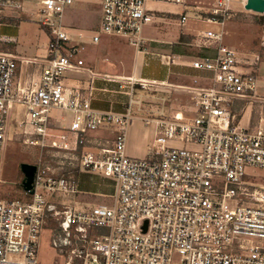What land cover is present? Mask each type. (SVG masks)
<instances>
[{
    "label": "built area",
    "instance_id": "2783aa9c",
    "mask_svg": "<svg viewBox=\"0 0 264 264\" xmlns=\"http://www.w3.org/2000/svg\"><path fill=\"white\" fill-rule=\"evenodd\" d=\"M102 1L101 32L130 37L138 47L145 42L144 25L159 21L148 11L150 0ZM73 2L42 0L34 10L49 34V44L45 57L28 60L42 65L38 79L30 72L26 86L16 93L18 58L0 49V184L5 181V117L13 102L19 101L27 105L32 125L26 133L36 134L29 143L55 146L64 165L77 161L79 171L113 179V203L69 202L67 196L79 191L77 175L55 173L38 164L32 199L0 196V264H39V234L53 216L61 218L53 244L65 252L74 243L77 246L70 249L66 264H172L175 252L181 255V264H264V184L253 182L246 173L248 166L264 167V117L244 125L232 111L236 99L264 103V95L256 93L264 86L260 68L264 53L239 57L222 42L223 31L203 32L216 42V52L194 59L193 66L210 72L212 85L190 88L195 92L193 105L157 119L150 154L131 156L127 152L130 108L100 110L80 87H65V71L84 64L75 58L78 48L70 44L62 20ZM246 2L215 0L208 18L223 24L233 11L231 4L245 6ZM4 6L22 4L0 0V10ZM187 19L183 14L181 21ZM16 39L0 32V43ZM260 45L264 51V35ZM129 81L131 92L136 82L143 88L148 84ZM55 108L73 115L70 127L62 133L52 130ZM101 126L115 131L111 144L88 146L89 131ZM97 226L107 227L108 233L94 237ZM71 227L78 233L76 242L70 237ZM17 253L23 259L10 257Z\"/></svg>",
    "mask_w": 264,
    "mask_h": 264
},
{
    "label": "crops",
    "instance_id": "0c3cea01",
    "mask_svg": "<svg viewBox=\"0 0 264 264\" xmlns=\"http://www.w3.org/2000/svg\"><path fill=\"white\" fill-rule=\"evenodd\" d=\"M41 1L35 2L41 4ZM214 4L215 0H185L184 3L168 0L148 1V11L159 20L153 21V23L160 25V27L153 28L152 31L145 29L143 31L145 42L138 47L133 43L131 45L125 40L115 37L118 34L101 32V9H95L94 4L90 0H74L72 4L66 7L62 19L64 28H67L66 30L71 38L70 44L78 48L75 58L83 59L84 64L81 67H72L65 71V87L68 89L80 87L82 93L90 99L94 108L125 112L130 108L128 106L129 103L131 104L133 101L132 95L134 89L132 92L130 91L129 79H138L148 82L147 86L151 83L155 85V88L162 91L171 92L175 89L189 90L188 92L191 93V96H184V103H181L185 107L187 101L189 103L194 101L195 95V92L188 87L187 80L190 79L193 81V85L195 84L192 88L212 85L211 73L195 68L193 60L198 57L215 54L216 42L205 38L202 35L205 31H198L192 24L189 26H184V24L190 19H200L201 17L212 22L213 20L209 19V15L207 14H209ZM24 6L17 7L24 8L21 10L23 17L27 18L30 15H36V10L34 11L32 8ZM13 7L15 6H4L0 10V32L2 34L14 35L17 39L16 41L1 42L0 49L12 53L18 58L19 68L14 78L13 86V92L16 93L19 88L26 86L30 72H33L35 78L38 79L42 65L30 64L28 60L36 58L41 60L45 57L49 38L47 45L41 49L37 47L33 56L17 53L13 44L19 41V22L14 20L15 17L11 14H8V12H11L8 8ZM203 7L205 10H201ZM201 12L207 14L202 16ZM183 14L188 16V19L184 22L181 21ZM176 25L184 26L180 34L174 28ZM96 35H99L98 40L94 39ZM150 43L157 50L155 53L147 52V47L150 46ZM144 58L156 61L157 68L153 75H149L145 70H141L140 63ZM260 68L264 70V62L260 64ZM138 84L141 86L139 82H136L134 87ZM243 101L246 100H234L232 107L236 108L235 113L238 114V118L242 124H253L252 105L250 106L249 103V105H246L247 102L243 103ZM15 102H13L10 108L13 107ZM190 106L191 104H189ZM179 108L173 106L171 111L179 110ZM242 112H244L243 115ZM72 120V113H70V120L66 124H61V119L51 115L52 130L56 133L67 131ZM103 129L102 131L97 129L89 131L88 146H108L111 144L115 131L110 128ZM104 131L108 132L105 134ZM104 134L107 136H104ZM150 149L151 146L148 142L145 139H141L135 144L131 143L127 152L132 153V155L146 156L150 154ZM89 174L95 175V173L83 170L78 171L79 193L99 194L106 197H111L110 195L114 194L115 183L113 179L108 177H103L102 182L99 183L101 189L92 191L82 187L87 185V180L82 178L83 175ZM69 202L80 205L78 200L72 202L69 199ZM83 202L86 203V201Z\"/></svg>",
    "mask_w": 264,
    "mask_h": 264
},
{
    "label": "rangeland",
    "instance_id": "374dc122",
    "mask_svg": "<svg viewBox=\"0 0 264 264\" xmlns=\"http://www.w3.org/2000/svg\"><path fill=\"white\" fill-rule=\"evenodd\" d=\"M16 3H21L24 7H29L37 10L38 4L35 1L40 0H13ZM95 9H101V15L103 12V1L90 0ZM233 11L231 15L225 19L224 23L210 22L206 18L201 17L200 19H190L184 24V26L193 25L198 31H207L209 29L215 32L223 31L222 42L233 49H235L239 57H246L254 52L264 53L261 50V38L264 35V13H259L253 10H248L243 6L242 3L231 4ZM11 7V6H10ZM22 9L24 8H8V14H11L17 22H19V41L13 44L17 53L24 55L33 56L35 55L36 49L44 48L47 45L49 34L39 21L37 15H30L27 18L22 16ZM201 10H205L203 7ZM202 13V16L207 13ZM63 20V19H62ZM15 25V24H14ZM17 26V25H15ZM184 26H175L178 34L183 31ZM153 22H148L144 25L145 29L152 31L153 28H159ZM67 29V28H66ZM119 39L125 40L128 43H132L130 37L124 35H117ZM130 38V39H129ZM131 41V42H130ZM132 45V44H131ZM150 45V46H149ZM147 47L148 53H155L157 50L150 43ZM77 59V58H76ZM263 62V60H261ZM141 70L149 75H153L156 72V61L153 59H145L140 63ZM111 71V70H110ZM264 74V72H263ZM262 76V75H261ZM188 87L192 88V80H187ZM189 90H172L171 92L162 91L155 88V85L149 84L147 87H142L139 84L134 87L133 101L129 103L132 121L128 126L127 130V144L128 149L131 143H136L141 139H145L151 146L155 138L156 131V120L161 119L164 115H169L172 107L182 108L184 103V96H191ZM258 95H264V86H261L256 92ZM165 98V99H164ZM180 101V102H179ZM186 101V99H185ZM246 105H252V121H259L261 117H264V103L253 100H246ZM252 102V104H251ZM187 105L182 109H187L189 104L193 105V102H186ZM249 103V104H248ZM179 108V109H180ZM164 114H161V112ZM244 112H242L243 115ZM51 115L61 119V124L70 120V112L65 109L55 108L52 109ZM240 116V115H239ZM28 107L25 103L16 101L12 108L9 109L8 114L5 117V126L7 132V139L3 143L2 147V176L4 182L0 184V196L5 199H21L23 201L32 199L33 194L25 190L23 187L24 172L21 169L23 162L41 164L48 167V169L55 173H60L68 167L61 161V153L58 148L53 149L47 146H40L30 144L29 140L34 138L29 133H26V129L32 130V125L29 124ZM134 123V124H133ZM133 124V125H132ZM104 126L97 128V130H104ZM93 131V130H92ZM108 132V131H107ZM107 132L104 131L106 134ZM104 136H107L105 135ZM50 141V137L47 138V142ZM131 156L143 157L138 155ZM77 161H75L76 163ZM247 178L251 179L259 185L264 184V167L261 166H248L246 168ZM73 172H68V175ZM105 177L96 173L95 175H83L82 178L87 180L85 187L92 191L101 189L100 184L102 178ZM109 178V177H108ZM111 179V178H110ZM41 192L45 190L39 189ZM72 202L78 200L80 205L86 203L89 204H100L106 203L112 205L113 198L101 196L99 194H85V193H71L67 196ZM83 201H86L83 202ZM59 209L63 210L64 206L59 205ZM60 221L61 218L57 216L50 217L46 225L41 229L38 239V252L37 260L39 264H66L70 254V249L77 247L74 243L73 246L69 247V252L61 251V249L53 244V236H58L60 232ZM94 237L108 233V228L104 226L94 227ZM71 239L76 242L78 239V233L73 227L70 229ZM10 257L14 260L23 259L22 253L11 254ZM181 255L175 252L172 256V264H181Z\"/></svg>",
    "mask_w": 264,
    "mask_h": 264
},
{
    "label": "water",
    "instance_id": "95a60500",
    "mask_svg": "<svg viewBox=\"0 0 264 264\" xmlns=\"http://www.w3.org/2000/svg\"><path fill=\"white\" fill-rule=\"evenodd\" d=\"M245 8L248 10L259 12V13H264V0H247L245 4ZM21 169L24 172V179L22 182L23 187L25 188V190L29 191L30 193H33L34 192V179H35V174L38 169V164L23 162L21 164ZM66 223H68V221ZM144 227L146 229L147 224H145Z\"/></svg>",
    "mask_w": 264,
    "mask_h": 264
},
{
    "label": "trees",
    "instance_id": "16d2710c",
    "mask_svg": "<svg viewBox=\"0 0 264 264\" xmlns=\"http://www.w3.org/2000/svg\"><path fill=\"white\" fill-rule=\"evenodd\" d=\"M209 15V14H207ZM244 103V101H243ZM232 111L235 112L236 111V108L233 106L232 107ZM32 137H36V134H31ZM49 148H53V149H56L57 147H49ZM79 171V164L76 162V164L72 165V166H68L66 169H64V171H61L59 174H67L68 175V172L70 174V172H73L74 175H77Z\"/></svg>",
    "mask_w": 264,
    "mask_h": 264
}]
</instances>
